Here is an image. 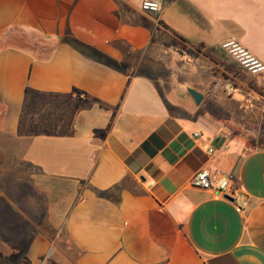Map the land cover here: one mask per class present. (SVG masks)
I'll return each mask as SVG.
<instances>
[{"label": "crops", "instance_id": "1", "mask_svg": "<svg viewBox=\"0 0 264 264\" xmlns=\"http://www.w3.org/2000/svg\"><path fill=\"white\" fill-rule=\"evenodd\" d=\"M142 2L0 0V264H264V74L222 49L264 61V0ZM27 89L80 91L72 134L21 136Z\"/></svg>", "mask_w": 264, "mask_h": 264}, {"label": "trees", "instance_id": "2", "mask_svg": "<svg viewBox=\"0 0 264 264\" xmlns=\"http://www.w3.org/2000/svg\"><path fill=\"white\" fill-rule=\"evenodd\" d=\"M30 96L24 107L20 120L19 134L32 136L43 133L54 136H66L73 132V123L76 114L82 108L83 99L80 91L74 95H49L27 89ZM24 264H30L26 259Z\"/></svg>", "mask_w": 264, "mask_h": 264}, {"label": "built area", "instance_id": "3", "mask_svg": "<svg viewBox=\"0 0 264 264\" xmlns=\"http://www.w3.org/2000/svg\"><path fill=\"white\" fill-rule=\"evenodd\" d=\"M162 0H143L142 10L145 12L156 13L161 9ZM222 49L230 55L238 64L250 75L261 76L264 74V61L254 55L239 40L229 39L222 44ZM236 86L228 84L226 90L229 93L236 91ZM193 188L212 190L223 197L229 196L245 199L241 187L236 185L230 176L219 172L203 169L195 173L190 181Z\"/></svg>", "mask_w": 264, "mask_h": 264}, {"label": "rangeland", "instance_id": "4", "mask_svg": "<svg viewBox=\"0 0 264 264\" xmlns=\"http://www.w3.org/2000/svg\"><path fill=\"white\" fill-rule=\"evenodd\" d=\"M46 43L44 38L36 36L30 40L28 47L34 48V50L37 51V49L40 50L42 47H45Z\"/></svg>", "mask_w": 264, "mask_h": 264}, {"label": "water", "instance_id": "5", "mask_svg": "<svg viewBox=\"0 0 264 264\" xmlns=\"http://www.w3.org/2000/svg\"><path fill=\"white\" fill-rule=\"evenodd\" d=\"M188 91L195 98L197 104H200L202 102V100H203V95L202 94L198 93L197 91H195L193 89H189ZM226 198L229 199V200H233V198H231L229 196H226Z\"/></svg>", "mask_w": 264, "mask_h": 264}]
</instances>
